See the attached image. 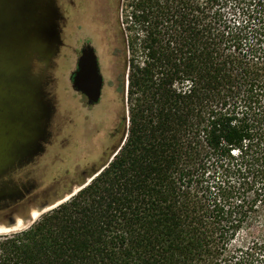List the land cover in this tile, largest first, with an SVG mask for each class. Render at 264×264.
I'll return each mask as SVG.
<instances>
[{"label": "trees", "instance_id": "1", "mask_svg": "<svg viewBox=\"0 0 264 264\" xmlns=\"http://www.w3.org/2000/svg\"><path fill=\"white\" fill-rule=\"evenodd\" d=\"M115 26L125 138L0 264H264V0H116Z\"/></svg>", "mask_w": 264, "mask_h": 264}, {"label": "rangeland", "instance_id": "2", "mask_svg": "<svg viewBox=\"0 0 264 264\" xmlns=\"http://www.w3.org/2000/svg\"><path fill=\"white\" fill-rule=\"evenodd\" d=\"M108 2L112 4L114 0ZM115 6L112 9L108 6L106 39L101 47L104 86L98 103L87 105L85 96L71 86L69 77L75 64L72 47H60L52 59L47 72L52 78L47 87L53 102L49 128L52 135L44 151L26 168V177L35 187L20 203L0 210V232L26 227L51 208L48 204L61 196L67 199L66 192L76 190L79 180L84 179L89 170L99 165L118 144H122L126 132L121 138V132L115 131L119 128L121 111L117 82L123 66L114 51L119 46ZM31 64L32 74H38L34 63ZM32 211L38 212L34 218H31ZM255 230L240 232L230 243V250L250 243Z\"/></svg>", "mask_w": 264, "mask_h": 264}, {"label": "water", "instance_id": "3", "mask_svg": "<svg viewBox=\"0 0 264 264\" xmlns=\"http://www.w3.org/2000/svg\"><path fill=\"white\" fill-rule=\"evenodd\" d=\"M0 1V16L5 24L0 28V112L3 111V104L12 103L18 98L22 88L24 162L42 151L41 140L52 110L44 97L41 80L31 72V63L34 59L43 62L52 60L59 51L61 39L56 28L53 0ZM70 79L73 90L82 93L88 105L99 102L104 80L96 54L90 45L82 48ZM7 144L10 149L17 150L20 142L10 141ZM2 145L1 143L0 147ZM14 159L12 156L3 160L7 165L12 164ZM1 168L2 166L0 170ZM65 199L66 196H63L48 206L53 207Z\"/></svg>", "mask_w": 264, "mask_h": 264}, {"label": "flooded vegetation", "instance_id": "4", "mask_svg": "<svg viewBox=\"0 0 264 264\" xmlns=\"http://www.w3.org/2000/svg\"><path fill=\"white\" fill-rule=\"evenodd\" d=\"M108 1L110 0H53V6L56 10V28L61 39L60 47L69 46L74 51L75 64L71 72L76 68V61L81 54L82 48L90 45L96 54L104 80L101 67V47L106 39L108 6L110 5L112 9L116 5V0L113 3L111 2L112 4H108ZM1 11L2 3L0 1V13ZM4 25V19L0 16V28L4 27ZM51 62L52 60L48 62L32 60L38 72L37 76H35L41 80L44 97L52 108L50 118L46 123L45 135L41 140L42 151L38 154L44 151V146L52 135L49 128L52 120L53 102L52 98L49 97L50 90L47 89L52 80L51 76L47 74ZM3 89L5 88L3 87ZM80 94L83 95L82 93ZM14 100L12 103L3 104V111L0 112V144H3L0 147V166H2L0 170V210L20 203L30 190L35 187V184L31 183L26 177L28 173L26 168L38 154L33 155L29 161L22 162V88L19 91L18 98ZM10 141L20 142L17 150L10 149L7 144ZM12 156L15 158L13 163L5 165L3 159H8Z\"/></svg>", "mask_w": 264, "mask_h": 264}, {"label": "bare ground", "instance_id": "5", "mask_svg": "<svg viewBox=\"0 0 264 264\" xmlns=\"http://www.w3.org/2000/svg\"><path fill=\"white\" fill-rule=\"evenodd\" d=\"M38 212L34 211L31 213V218H34L37 215ZM16 228V227H15ZM1 230V229H0Z\"/></svg>", "mask_w": 264, "mask_h": 264}]
</instances>
